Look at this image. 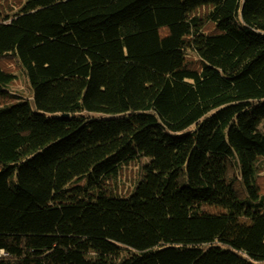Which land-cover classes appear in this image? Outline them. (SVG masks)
<instances>
[{"label": "trees", "instance_id": "1", "mask_svg": "<svg viewBox=\"0 0 264 264\" xmlns=\"http://www.w3.org/2000/svg\"><path fill=\"white\" fill-rule=\"evenodd\" d=\"M12 10L0 0V264H264V0Z\"/></svg>", "mask_w": 264, "mask_h": 264}, {"label": "rangeland", "instance_id": "2", "mask_svg": "<svg viewBox=\"0 0 264 264\" xmlns=\"http://www.w3.org/2000/svg\"><path fill=\"white\" fill-rule=\"evenodd\" d=\"M26 0H2V5L6 9L7 6L13 5V10L10 14H13L20 10L25 5ZM15 78L12 80L9 88L11 91L18 93L23 99H31L32 91L30 88V83L22 72V70H17L15 73ZM1 106V105H0ZM260 130L264 131V122L259 126ZM149 162L147 158H140L129 160L124 162L119 169L116 177L107 180L114 196L127 198L134 191L135 185L137 184V179L139 177L141 165H145Z\"/></svg>", "mask_w": 264, "mask_h": 264}, {"label": "built area", "instance_id": "3", "mask_svg": "<svg viewBox=\"0 0 264 264\" xmlns=\"http://www.w3.org/2000/svg\"><path fill=\"white\" fill-rule=\"evenodd\" d=\"M0 254H3V253H0Z\"/></svg>", "mask_w": 264, "mask_h": 264}]
</instances>
